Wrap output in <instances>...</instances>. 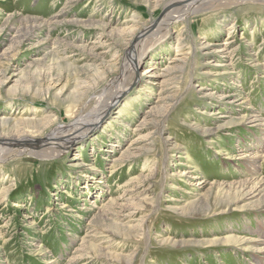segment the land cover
Instances as JSON below:
<instances>
[{
    "label": "rangeland",
    "instance_id": "1",
    "mask_svg": "<svg viewBox=\"0 0 264 264\" xmlns=\"http://www.w3.org/2000/svg\"><path fill=\"white\" fill-rule=\"evenodd\" d=\"M169 1L0 0V136L124 90L69 149L0 157V264H264V0L161 27L125 75Z\"/></svg>",
    "mask_w": 264,
    "mask_h": 264
},
{
    "label": "bare ground",
    "instance_id": "2",
    "mask_svg": "<svg viewBox=\"0 0 264 264\" xmlns=\"http://www.w3.org/2000/svg\"><path fill=\"white\" fill-rule=\"evenodd\" d=\"M212 1L214 0L169 1L163 7L162 16L150 27L147 26L142 31H140L138 35L136 34L137 36L135 35V37L130 41V45H128V47L126 48L127 53L123 64L124 74L126 75L127 73H133V70L137 69V66L140 64L141 57L136 58L137 56L135 54H137L138 50L141 51V48L144 46V43L147 41L149 35L153 34V32L155 33L156 31H159L161 27L165 29L168 28V26H170L171 24H176L179 22L184 23L190 15H196L204 11L207 6H210ZM125 79L126 78H124V80ZM123 91L116 94L112 99L110 97L109 101L98 107L96 112H94L93 114H90L88 116L86 115L85 117H79L75 121L76 123L70 125L66 129L63 127L54 129V131L46 136L44 140H41V144L39 143V145L36 144L39 140L31 138L34 137L32 135L30 138L23 139L16 138L15 136L1 135L0 157H2V155L4 156L9 154V152L12 151H17L18 155L50 157L54 155L55 152L59 154L63 150L69 149L77 140H81L83 136L87 135L96 128V126L105 118L110 107L117 103V100L122 96ZM18 143L20 145H18ZM50 148H59L60 150L52 149L47 152L46 149Z\"/></svg>",
    "mask_w": 264,
    "mask_h": 264
}]
</instances>
